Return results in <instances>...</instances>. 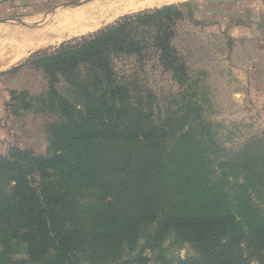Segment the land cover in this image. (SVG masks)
<instances>
[{"label":"trees","instance_id":"trees-1","mask_svg":"<svg viewBox=\"0 0 264 264\" xmlns=\"http://www.w3.org/2000/svg\"><path fill=\"white\" fill-rule=\"evenodd\" d=\"M179 16L174 4L126 15L33 63L81 89L84 103L80 112L57 97L61 124L51 157L20 149L0 155V179L13 184L17 210L10 233L27 247L21 264H46L50 251L49 264H170L163 248L169 238L195 248L180 264H244L243 245L264 264L260 168L242 164L246 156L238 152L221 166L224 180L214 182L207 149L199 151L187 132L154 123L152 104L116 73V59L142 60L154 49L174 82L185 83L169 43ZM149 26L164 36L149 37ZM189 138L186 147L176 145ZM168 139L175 145L167 147ZM189 190L187 198L173 196ZM85 192L97 202L91 210L79 202Z\"/></svg>","mask_w":264,"mask_h":264},{"label":"rangeland","instance_id":"rangeland-1","mask_svg":"<svg viewBox=\"0 0 264 264\" xmlns=\"http://www.w3.org/2000/svg\"><path fill=\"white\" fill-rule=\"evenodd\" d=\"M94 1L97 0H2L0 41L7 38L8 32L10 36L19 29L42 28L60 14L80 10ZM163 4L179 6L180 16L169 26V43L180 57L188 80L182 84L174 82L172 73L161 67L154 49L142 60L116 59L118 77L145 95L147 104H152L154 123L176 128L178 135L187 132L194 136L199 151L207 149L204 156L211 168V180H224L221 166L232 165L238 152L246 156L238 161L259 167L264 175V0H183L154 5L141 0L139 5L131 3L105 12L84 31L62 36L20 56H3L0 49V155L20 149L33 156L51 157L55 150L52 138L59 133L56 128L61 124L58 96L83 112L82 90L67 84L48 67L36 66V60L52 54L63 43L113 25L123 16ZM146 28L151 38L164 36L154 26ZM189 143L190 138L179 140L176 145L186 147ZM173 145L168 139L167 147ZM12 185L0 179V264L27 260L26 244L18 243L10 233L17 213L10 200ZM190 191H179L173 196L179 201L189 197ZM88 195L79 201L84 210L97 206ZM163 248L170 264H180L195 255L192 245L174 244L170 238ZM241 254L244 264H259L245 245ZM53 256L50 251L46 264L53 261Z\"/></svg>","mask_w":264,"mask_h":264},{"label":"bare ground","instance_id":"bare-ground-1","mask_svg":"<svg viewBox=\"0 0 264 264\" xmlns=\"http://www.w3.org/2000/svg\"><path fill=\"white\" fill-rule=\"evenodd\" d=\"M141 0H97L79 9H74L59 17L49 25L39 29H19L12 35L0 41V49L3 56H20L30 49L40 48L50 41L64 37L79 31H84L85 26L95 24L96 20L105 12L111 13L123 5L135 3ZM149 4L172 3L183 0H142ZM164 5V4H163ZM89 29V28H88ZM87 30V29H86ZM11 31V30H10ZM85 33V32H84ZM1 34V33H0ZM5 34V33H4ZM3 36V35H1ZM6 36V35H5ZM4 36V37H5ZM1 39V37H0ZM1 54V53H0ZM20 59V58H19Z\"/></svg>","mask_w":264,"mask_h":264},{"label":"crops","instance_id":"crops-1","mask_svg":"<svg viewBox=\"0 0 264 264\" xmlns=\"http://www.w3.org/2000/svg\"><path fill=\"white\" fill-rule=\"evenodd\" d=\"M1 1H2V0H0V2H1ZM0 21L2 22L3 19H1ZM1 83H2V85H3V81L0 80V85H1ZM2 88H3V86H1L0 90H2ZM0 93H2V91H0ZM1 101H2V99H1V97H0V109H2V102H1ZM1 112H2V111H1Z\"/></svg>","mask_w":264,"mask_h":264}]
</instances>
